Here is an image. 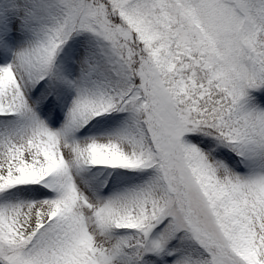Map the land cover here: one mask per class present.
<instances>
[{"label": "snow or ice", "instance_id": "1", "mask_svg": "<svg viewBox=\"0 0 264 264\" xmlns=\"http://www.w3.org/2000/svg\"><path fill=\"white\" fill-rule=\"evenodd\" d=\"M0 264H264V0H0Z\"/></svg>", "mask_w": 264, "mask_h": 264}]
</instances>
